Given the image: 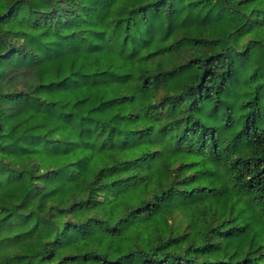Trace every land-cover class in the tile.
<instances>
[{
    "label": "trees",
    "instance_id": "1",
    "mask_svg": "<svg viewBox=\"0 0 264 264\" xmlns=\"http://www.w3.org/2000/svg\"><path fill=\"white\" fill-rule=\"evenodd\" d=\"M0 264H264V0H0Z\"/></svg>",
    "mask_w": 264,
    "mask_h": 264
}]
</instances>
